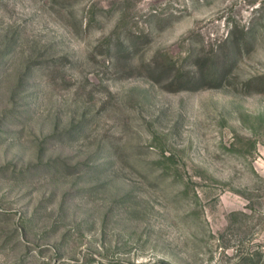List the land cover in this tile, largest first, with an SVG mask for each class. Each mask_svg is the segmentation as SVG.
<instances>
[{
	"label": "rangeland",
	"instance_id": "374dc122",
	"mask_svg": "<svg viewBox=\"0 0 264 264\" xmlns=\"http://www.w3.org/2000/svg\"><path fill=\"white\" fill-rule=\"evenodd\" d=\"M0 264H264V0H0Z\"/></svg>",
	"mask_w": 264,
	"mask_h": 264
}]
</instances>
